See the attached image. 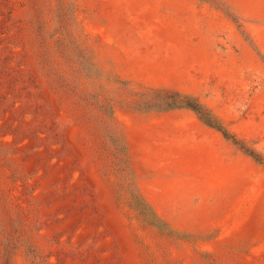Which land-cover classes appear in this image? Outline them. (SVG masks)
Wrapping results in <instances>:
<instances>
[{"label":"rangeland","instance_id":"obj_1","mask_svg":"<svg viewBox=\"0 0 264 264\" xmlns=\"http://www.w3.org/2000/svg\"><path fill=\"white\" fill-rule=\"evenodd\" d=\"M260 162L264 0H0V264H264Z\"/></svg>","mask_w":264,"mask_h":264},{"label":"trees","instance_id":"obj_2","mask_svg":"<svg viewBox=\"0 0 264 264\" xmlns=\"http://www.w3.org/2000/svg\"><path fill=\"white\" fill-rule=\"evenodd\" d=\"M170 105L187 108L193 111L198 116V118L202 120L205 124L219 130V128L215 124H213L211 118L206 114V112L193 101L187 100L186 98L183 97V98H179L175 102H171ZM255 160L260 161L257 158H255ZM260 163H262V165L264 166V162H260Z\"/></svg>","mask_w":264,"mask_h":264}]
</instances>
